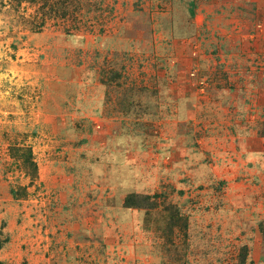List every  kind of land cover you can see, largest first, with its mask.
<instances>
[{
	"label": "rangeland",
	"instance_id": "obj_1",
	"mask_svg": "<svg viewBox=\"0 0 264 264\" xmlns=\"http://www.w3.org/2000/svg\"><path fill=\"white\" fill-rule=\"evenodd\" d=\"M0 264H264V0H0Z\"/></svg>",
	"mask_w": 264,
	"mask_h": 264
}]
</instances>
